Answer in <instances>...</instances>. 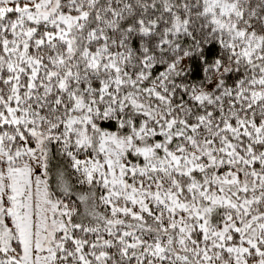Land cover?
I'll use <instances>...</instances> for the list:
<instances>
[{
    "label": "snow or ice",
    "instance_id": "6c2138e0",
    "mask_svg": "<svg viewBox=\"0 0 264 264\" xmlns=\"http://www.w3.org/2000/svg\"><path fill=\"white\" fill-rule=\"evenodd\" d=\"M0 264H264V0H0Z\"/></svg>",
    "mask_w": 264,
    "mask_h": 264
}]
</instances>
